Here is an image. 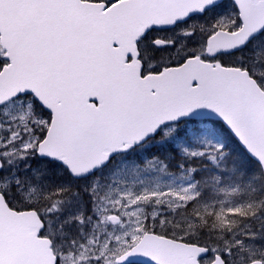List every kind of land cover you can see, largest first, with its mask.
<instances>
[{"label":"snow or ice","instance_id":"snow-or-ice-1","mask_svg":"<svg viewBox=\"0 0 264 264\" xmlns=\"http://www.w3.org/2000/svg\"><path fill=\"white\" fill-rule=\"evenodd\" d=\"M0 264H264V0H0Z\"/></svg>","mask_w":264,"mask_h":264}]
</instances>
